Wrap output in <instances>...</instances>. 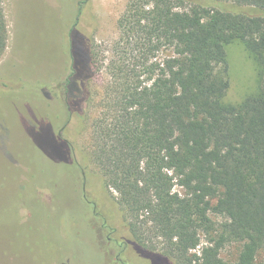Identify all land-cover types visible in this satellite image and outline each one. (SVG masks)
I'll list each match as a JSON object with an SVG mask.
<instances>
[{"label": "trees", "instance_id": "trees-1", "mask_svg": "<svg viewBox=\"0 0 264 264\" xmlns=\"http://www.w3.org/2000/svg\"><path fill=\"white\" fill-rule=\"evenodd\" d=\"M89 6L90 0L71 5L67 75L62 85L46 87L45 102L67 115L63 134H52L63 157L37 148L78 168L105 264H136L132 253L150 264H264V0H126L116 21L120 57L106 68L88 155L78 151L77 160L71 142L93 97L86 84L98 61L82 33L93 22ZM7 39L0 0V58ZM233 42L254 60L259 82L236 103L224 99L226 46ZM87 159L100 182L85 171ZM38 189L51 193L48 183ZM90 192L99 201L107 197L113 222ZM158 238L161 253L152 252ZM230 244L240 247L234 263L221 256Z\"/></svg>", "mask_w": 264, "mask_h": 264}, {"label": "rangeland", "instance_id": "rangeland-1", "mask_svg": "<svg viewBox=\"0 0 264 264\" xmlns=\"http://www.w3.org/2000/svg\"><path fill=\"white\" fill-rule=\"evenodd\" d=\"M2 2L8 39L0 58V78L6 80V86L0 88V264H105L91 226L90 206L75 175L78 168L52 161L37 148H46L53 157L62 158L64 154L56 143L52 148V134H63L61 128L67 115L58 104L48 105L45 97L49 94L47 83L62 85L67 75L66 31L74 15V0ZM125 4L126 0H90L93 22L89 21L82 33L98 53V61L92 80L86 84L93 97L84 103V119L71 142L77 160L78 151L88 155L90 121L102 84L108 78L106 68L120 57L115 48L120 36L116 21ZM226 54L229 87L224 99L236 103L256 92V65L240 42L228 44ZM18 85L21 86L16 88ZM74 123L71 120L67 127ZM82 165L96 177L94 180H99L98 170L90 160ZM47 183L52 199L38 189ZM90 197L104 218L113 222L116 217L107 197L103 195L99 201L91 192ZM213 218L221 221L220 217ZM155 244L158 248L152 252L161 253L162 239H156ZM204 244L205 237L201 235L200 246ZM200 246L193 251L199 253ZM239 248L236 244L226 245L221 256L234 263ZM132 254L130 258L136 264H150L148 258Z\"/></svg>", "mask_w": 264, "mask_h": 264}, {"label": "flooded vegetation", "instance_id": "flooded-vegetation-1", "mask_svg": "<svg viewBox=\"0 0 264 264\" xmlns=\"http://www.w3.org/2000/svg\"><path fill=\"white\" fill-rule=\"evenodd\" d=\"M81 174H82V176H81V175H80V176L82 177V180L85 181V175H84L85 173L82 171ZM83 187H84V186H83ZM83 189H84V188H83Z\"/></svg>", "mask_w": 264, "mask_h": 264}]
</instances>
